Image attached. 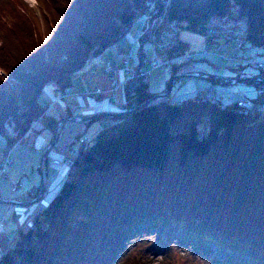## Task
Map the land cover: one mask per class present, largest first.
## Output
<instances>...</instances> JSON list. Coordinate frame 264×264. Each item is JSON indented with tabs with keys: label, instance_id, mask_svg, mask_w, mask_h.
<instances>
[{
	"label": "trees",
	"instance_id": "1",
	"mask_svg": "<svg viewBox=\"0 0 264 264\" xmlns=\"http://www.w3.org/2000/svg\"><path fill=\"white\" fill-rule=\"evenodd\" d=\"M225 16L246 25L243 44L207 36L211 19ZM142 17L149 21L145 34L177 21V46L160 55L158 67L100 96L117 103L124 91V110L114 114L121 116L98 119L111 122L91 138L85 132L76 138L79 149L59 161L68 162L69 171L58 191L42 208L36 207L39 202L20 208L22 226L0 249V264H117L119 254L123 258L128 252H123L126 241L148 228L182 229L198 243L239 254L247 248L250 253L234 264H264V83L242 72L251 66L260 71L252 78L264 79V70L250 60L254 55L264 64V0H51L42 22L15 13L11 27L17 42L0 44L5 148L31 144L43 130L55 133L65 119L42 104L47 87L66 101V119L81 117L74 116V100L67 97L76 78ZM181 28L204 36L209 52L192 53L190 43L180 39ZM142 49L140 44L137 58L130 53L125 58L130 55L138 64ZM219 54L233 75L201 77L208 71L200 65L192 73L180 72L185 63ZM161 67L169 69L161 94L181 75L195 76L182 84L204 78L209 86L203 94L177 99L174 93L151 102L157 96L148 77ZM235 79L244 80L234 84ZM237 85L251 90L222 91ZM40 191L32 188L25 200L36 199ZM6 222L5 217L2 228Z\"/></svg>",
	"mask_w": 264,
	"mask_h": 264
},
{
	"label": "rangeland",
	"instance_id": "2",
	"mask_svg": "<svg viewBox=\"0 0 264 264\" xmlns=\"http://www.w3.org/2000/svg\"><path fill=\"white\" fill-rule=\"evenodd\" d=\"M50 2L51 0H0V44L7 42L4 45L11 47L10 45L17 42V37L11 27L15 13L28 22L31 20L42 22V13L50 5ZM20 4L23 7L19 9L17 7ZM238 24L243 25L244 23L239 21ZM148 26L149 21L147 18H140L131 32L118 45L90 60L84 72L78 75L73 87L67 94L68 100H74V116L86 118L98 114H121L123 112L127 103V95L124 91L118 93L117 103L100 99V96L96 93L98 90L108 91L109 80L114 77L105 73L106 63L120 71L123 69V61L127 53L137 58L140 44L136 38ZM43 27L46 33V28ZM180 39L190 43L192 53L201 55L209 52L206 38L202 35L181 28ZM148 55L149 57L153 56L151 49H148ZM222 59V54H219L218 56H210L209 60L185 63L182 65L180 72L184 74L187 72L192 73L195 65H200L211 75L213 73L219 77L233 75L231 65ZM242 72L248 78L260 74V71L253 69L251 66H246ZM168 79L169 69L167 67L152 71L148 77L151 91L156 96L164 95L161 93L166 90ZM118 80L121 82L120 76H118ZM206 86H209V83L204 78L197 79V82L189 78L184 84L178 81L174 86L173 94H176L177 99H183L200 91L203 94ZM247 90L251 89L245 85L222 89L226 93L245 92ZM235 96L237 95L232 96V98L236 99ZM42 104L50 106L49 112L53 116L66 119L68 115L66 101L61 97L57 98L52 87L45 89ZM103 120L84 124L69 123L61 127L56 144L53 147H51V143L55 133L49 130H43L36 135L31 144L24 143L16 146L12 154L13 164L7 167L5 174L0 173V201L28 202L25 199L28 197L29 191L34 187H39L41 190L45 184L44 196L36 207L42 208L46 205L58 191L69 171V168L66 170V165L57 166L53 162L65 160L72 149H79L80 144H74V141L82 132H85V138H91L102 127L111 122ZM6 146L5 139L0 135V162L6 153ZM45 154H47L46 158H44ZM44 162L45 167L43 169ZM14 188H17V190L12 192L11 190H14ZM19 208L21 207L5 203L0 204V223L3 222L5 217L7 218L5 228L0 225L1 251H4L10 245L14 232L22 226L24 218L23 212ZM25 210L26 207H23V211ZM124 250L128 252L123 255V258L119 254L118 258L120 259L117 264H234V260L244 258V254L250 253L247 248L239 254L213 245L201 244L196 242L193 236L184 234L182 229L173 233L168 228L142 230L135 234L131 240L126 241L123 245V252Z\"/></svg>",
	"mask_w": 264,
	"mask_h": 264
},
{
	"label": "built area",
	"instance_id": "3",
	"mask_svg": "<svg viewBox=\"0 0 264 264\" xmlns=\"http://www.w3.org/2000/svg\"><path fill=\"white\" fill-rule=\"evenodd\" d=\"M178 31L179 26L177 21L167 22L164 26L156 29H152L148 34L142 33L138 40L142 42V54L140 57V62L137 64L132 56H126L124 60V66L122 70L113 68L110 64H107L104 68L105 73L112 75L109 80V90L103 92L98 90L96 94L101 97L106 96V94H112L118 90L121 85L128 81H135L138 79L139 74H146L148 70L154 69L161 64L160 55L172 49V47L178 44ZM245 32L248 29L245 24L240 25L238 22L233 21L229 16L218 17L211 19L207 27V36L212 38L227 39L229 41L234 40L243 44L245 39ZM151 46L153 49V56L149 57L147 52V47ZM220 50L219 48L217 51ZM255 56L251 55L250 60L254 66L258 69L264 70V64L258 63L254 60ZM191 56L187 57L186 60H190ZM169 62H165L168 64ZM121 75L122 80L119 82L118 76ZM117 76V77H116ZM126 84V83H125ZM35 127V126H33ZM23 141H20L17 145H20ZM13 149L6 150L3 159L0 162V173H6L7 167L13 164L11 159ZM54 164L62 165L66 164L69 167V163H60L55 161ZM25 216H31V213L26 211Z\"/></svg>",
	"mask_w": 264,
	"mask_h": 264
},
{
	"label": "water",
	"instance_id": "4",
	"mask_svg": "<svg viewBox=\"0 0 264 264\" xmlns=\"http://www.w3.org/2000/svg\"><path fill=\"white\" fill-rule=\"evenodd\" d=\"M199 76H201V77L202 76L203 77L204 76L208 77V76H213V75H211V74H203V75H201L200 74ZM185 77H192V75H181V76L175 77L172 80L171 84H170V90H169V92L166 95H164V96H157L156 98H154L153 100H151V102H154L156 100H159L162 97H166V98L170 97L173 94V88H174L175 84L178 81H180L183 78H185ZM219 80H222V79H219ZM243 80L242 79H235L234 80V84H237L238 82H242ZM249 80L250 81H255L256 83H264V79L263 78H261V79H253V78H250ZM222 85L223 86H227L226 84H222ZM112 116H121V115L98 114V115H95L93 117H86V118L85 117H78L76 119L75 118H69V119L62 120L59 123V125L57 127V130H56V132L54 134V138H53V141L51 143V147H53L56 144L57 137H58V134H59V130H60L61 127L65 126V125H67L69 123L84 124V123H88V122H91V121H95V120H98V119H101V118H109V117H112ZM46 156H47V154L44 155V158H46ZM44 192H45V184L42 186L41 191H40L38 197H36V199H34V200H31L30 202H26V203H16L14 201L1 200L0 201V204H2V203L4 204L5 203V204H9V205H16L18 207H30V206H33V205H35V204H37L38 202L41 201L42 197L44 196Z\"/></svg>",
	"mask_w": 264,
	"mask_h": 264
}]
</instances>
